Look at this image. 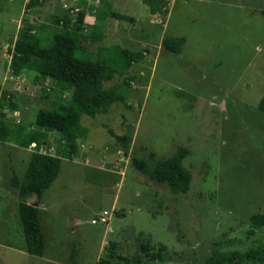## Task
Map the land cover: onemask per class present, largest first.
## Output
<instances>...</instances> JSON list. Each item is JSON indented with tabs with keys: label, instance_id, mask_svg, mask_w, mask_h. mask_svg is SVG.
Instances as JSON below:
<instances>
[{
	"label": "rangeland",
	"instance_id": "374dc122",
	"mask_svg": "<svg viewBox=\"0 0 264 264\" xmlns=\"http://www.w3.org/2000/svg\"><path fill=\"white\" fill-rule=\"evenodd\" d=\"M27 1L0 0V110L10 125H30L59 93L52 79L10 72L8 47L18 28L37 29L48 43L61 10L70 13L62 0L31 8ZM83 1L71 3L77 8L71 16L88 10L83 32L99 34L83 41L86 56L117 47L140 53L104 82L123 91L126 104L81 116L86 136L73 156L61 158L37 202L42 255L24 249L12 183L23 179L34 146L0 140V264H96L118 255L195 264L214 250L263 245L264 227L248 216L264 213V113L257 108L264 93V0H165L162 13H152L147 0ZM178 36L185 38L179 52L163 47V38ZM108 128L130 137L126 151ZM45 143L40 151L58 153L64 138L51 131ZM178 146L189 150L182 161L191 172L186 193L173 194L131 164L132 155L153 163ZM99 215L106 220L92 223Z\"/></svg>",
	"mask_w": 264,
	"mask_h": 264
},
{
	"label": "trees",
	"instance_id": "16d2710c",
	"mask_svg": "<svg viewBox=\"0 0 264 264\" xmlns=\"http://www.w3.org/2000/svg\"><path fill=\"white\" fill-rule=\"evenodd\" d=\"M41 1L28 0L26 7L31 8ZM147 4L152 13H162L167 2L147 0ZM67 12L63 13L60 19L54 20L56 26L48 43L42 41L37 29L33 30L22 24L16 32L13 44L8 47V66L13 75L19 76L22 72L32 71L41 80L52 79L59 91L52 107L38 108L30 125H10L0 110V140L10 141L13 138L18 146H34L23 179L18 182L16 177L12 178L20 198L17 214L23 232L24 249L33 255H42L44 248L38 206L33 203L39 202L44 189L49 187L57 176L61 158H70L78 151L77 139L87 134V128L80 122L81 116L92 118L99 112H107L110 105L116 101L126 104L123 91L115 87H104V82L116 73L125 72L140 57V53L124 47H117L102 57L86 56L83 41L95 40L99 34L83 32V10H79L76 17ZM111 14L132 19L131 16L113 11ZM184 41L183 36L163 38L162 44L166 50L177 53ZM63 92L68 95L63 97ZM5 94L6 91H3L2 96ZM257 108L264 113V93L257 103ZM51 131L61 134L64 138L62 147L57 148L58 153L54 154L40 151L48 141ZM108 132L121 143L125 151L129 148L130 137L127 134H116L110 128ZM188 151L187 147L178 146L171 156L153 163L134 155L130 160L135 169L156 182L164 183L173 194L186 193L191 172L182 161ZM28 196H35L36 201H26ZM248 220L256 227H264L262 212L251 213ZM96 264L146 263L137 255H118L116 259L99 258ZM195 264H264V244L244 251L219 253L214 250L203 261Z\"/></svg>",
	"mask_w": 264,
	"mask_h": 264
},
{
	"label": "built area",
	"instance_id": "2783aa9c",
	"mask_svg": "<svg viewBox=\"0 0 264 264\" xmlns=\"http://www.w3.org/2000/svg\"><path fill=\"white\" fill-rule=\"evenodd\" d=\"M62 6L65 7L66 9L69 8V12L70 13H73L74 12V9L76 10L77 8L73 7V5L70 3L68 4V1L66 0H62ZM106 219H105V216L103 215H99L97 216L96 219L93 218V220L91 221L92 223L95 222V221H98V222H104Z\"/></svg>",
	"mask_w": 264,
	"mask_h": 264
},
{
	"label": "crops",
	"instance_id": "0c3cea01",
	"mask_svg": "<svg viewBox=\"0 0 264 264\" xmlns=\"http://www.w3.org/2000/svg\"><path fill=\"white\" fill-rule=\"evenodd\" d=\"M75 2H77V3H79V2H82V3H84V1H83V0H78V1H77V0H75L74 2H71V3H74V4H76ZM51 5H52V2H51ZM83 11H84V10H83ZM61 12H62V15H63V13H65L66 11H65V12H63V11L61 10ZM98 14H99V11H97V14H96V13H94V15H95L96 17L98 16ZM70 15H71V13H70ZM83 15H84V17H88V15H89V11H88V10H87V11L85 10ZM99 17H100V16H99ZM93 19H94V18H93ZM91 33H92V32H91ZM95 33H96V32H95ZM37 204H38V203H37ZM37 206H38V205H37Z\"/></svg>",
	"mask_w": 264,
	"mask_h": 264
},
{
	"label": "water",
	"instance_id": "95a60500",
	"mask_svg": "<svg viewBox=\"0 0 264 264\" xmlns=\"http://www.w3.org/2000/svg\"><path fill=\"white\" fill-rule=\"evenodd\" d=\"M33 204H34V205H37V202H34Z\"/></svg>",
	"mask_w": 264,
	"mask_h": 264
}]
</instances>
